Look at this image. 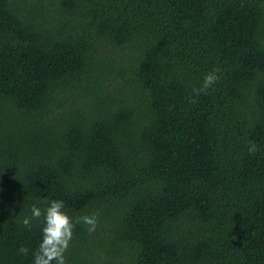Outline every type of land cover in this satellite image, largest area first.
Instances as JSON below:
<instances>
[{"label": "trees", "instance_id": "16d2710c", "mask_svg": "<svg viewBox=\"0 0 264 264\" xmlns=\"http://www.w3.org/2000/svg\"><path fill=\"white\" fill-rule=\"evenodd\" d=\"M52 200L66 264H264V0H0V264Z\"/></svg>", "mask_w": 264, "mask_h": 264}, {"label": "clouds", "instance_id": "9594fccd", "mask_svg": "<svg viewBox=\"0 0 264 264\" xmlns=\"http://www.w3.org/2000/svg\"><path fill=\"white\" fill-rule=\"evenodd\" d=\"M218 73L219 69L208 72L202 87L194 90L196 95L212 87L219 80ZM257 151L258 146L250 142L249 152L254 154ZM42 215V242L34 253V264H53V261L55 264H66L65 253L73 239L75 225L82 223L87 226L89 233H93L98 224V214L79 216L74 222L65 210L64 201L52 200L43 213L39 207L33 205L31 216L23 220L24 226L30 227L32 220L39 219ZM19 252L27 255L28 249L21 246Z\"/></svg>", "mask_w": 264, "mask_h": 264}]
</instances>
